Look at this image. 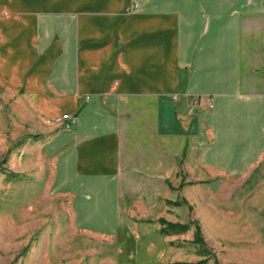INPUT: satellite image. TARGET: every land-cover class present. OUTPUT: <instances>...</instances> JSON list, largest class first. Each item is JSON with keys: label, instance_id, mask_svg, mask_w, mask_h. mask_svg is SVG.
Returning a JSON list of instances; mask_svg holds the SVG:
<instances>
[{"label": "crops", "instance_id": "obj_1", "mask_svg": "<svg viewBox=\"0 0 264 264\" xmlns=\"http://www.w3.org/2000/svg\"><path fill=\"white\" fill-rule=\"evenodd\" d=\"M0 91L75 226L121 235L181 174L264 158V0H0Z\"/></svg>", "mask_w": 264, "mask_h": 264}, {"label": "rangeland", "instance_id": "obj_2", "mask_svg": "<svg viewBox=\"0 0 264 264\" xmlns=\"http://www.w3.org/2000/svg\"><path fill=\"white\" fill-rule=\"evenodd\" d=\"M12 97L0 91V264H264V158L238 178L181 174L122 214L123 234L93 235L52 193V161L29 147ZM160 219L188 228L165 233Z\"/></svg>", "mask_w": 264, "mask_h": 264}, {"label": "built area", "instance_id": "obj_3", "mask_svg": "<svg viewBox=\"0 0 264 264\" xmlns=\"http://www.w3.org/2000/svg\"><path fill=\"white\" fill-rule=\"evenodd\" d=\"M192 105L199 106V99H193ZM212 107H213V100L209 98L207 100V108L211 109ZM45 122L47 125H54L64 129H70L72 125L75 124L76 118L71 115L63 114L59 117L46 119Z\"/></svg>", "mask_w": 264, "mask_h": 264}, {"label": "trees", "instance_id": "obj_4", "mask_svg": "<svg viewBox=\"0 0 264 264\" xmlns=\"http://www.w3.org/2000/svg\"><path fill=\"white\" fill-rule=\"evenodd\" d=\"M158 223H160L161 225L164 224V228L162 229V232H169V231H173V232H185L188 228V226H178V225H172L169 223H166V221L160 219L158 221ZM167 225V226H166ZM196 236H199V233L196 234Z\"/></svg>", "mask_w": 264, "mask_h": 264}]
</instances>
